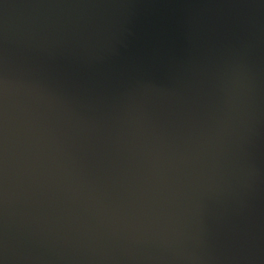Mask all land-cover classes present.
<instances>
[{
  "label": "water",
  "instance_id": "95a60500",
  "mask_svg": "<svg viewBox=\"0 0 264 264\" xmlns=\"http://www.w3.org/2000/svg\"><path fill=\"white\" fill-rule=\"evenodd\" d=\"M0 264H264V0H0Z\"/></svg>",
  "mask_w": 264,
  "mask_h": 264
}]
</instances>
